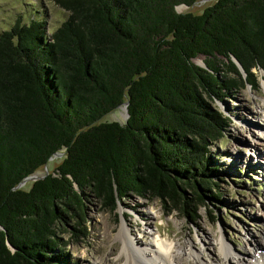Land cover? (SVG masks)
Here are the masks:
<instances>
[{
	"label": "trees",
	"instance_id": "1",
	"mask_svg": "<svg viewBox=\"0 0 264 264\" xmlns=\"http://www.w3.org/2000/svg\"><path fill=\"white\" fill-rule=\"evenodd\" d=\"M54 1L68 16L51 35L43 20L0 34V264H71L61 235L89 236L86 192L111 212L134 195L194 221L219 200L210 147L230 123L210 103L264 81V0L200 15L176 11L198 0ZM125 103L124 124L99 123Z\"/></svg>",
	"mask_w": 264,
	"mask_h": 264
},
{
	"label": "rangeland",
	"instance_id": "2",
	"mask_svg": "<svg viewBox=\"0 0 264 264\" xmlns=\"http://www.w3.org/2000/svg\"><path fill=\"white\" fill-rule=\"evenodd\" d=\"M215 1L198 0L192 7H179L176 11L200 15ZM67 16L54 0H0V34L16 22L43 20L49 36ZM193 62L204 65L201 56ZM259 76L264 74L260 72ZM210 105L230 122L223 139L210 147L211 166L218 168L212 177L217 186L213 193H218L219 200H207L206 206L199 207L198 218L192 221L176 210H163L158 200L134 195L122 200L111 212L86 192L83 205L89 236L75 242L68 234L61 235L68 244L65 252L71 264H128V260L144 264L136 250L122 251L116 238L122 223L140 249L150 248L157 234L175 245L182 256L180 264H196L184 254L189 247L205 264H240L239 259H244L242 264H253L255 250L264 251V81L260 80L256 90L250 86L231 90L222 101ZM125 121L126 113L119 108L99 123ZM62 158L63 155L53 156L33 176L44 178ZM32 183L27 181L21 188L28 190ZM220 239L233 251L231 261L224 259Z\"/></svg>",
	"mask_w": 264,
	"mask_h": 264
},
{
	"label": "bare ground",
	"instance_id": "3",
	"mask_svg": "<svg viewBox=\"0 0 264 264\" xmlns=\"http://www.w3.org/2000/svg\"><path fill=\"white\" fill-rule=\"evenodd\" d=\"M128 230L129 228H127L126 225L122 223L119 233L116 236V238L122 244V251L128 249L136 250L140 254V258L143 260L144 264H180L182 261V256L176 249L175 245L162 240L159 234H157L155 239H153V241L150 243V248L140 249L130 239V233ZM220 245L221 250H224V259L231 261L230 257L234 254L233 251L230 249L228 244L222 241V239H220ZM184 254L190 259H193L196 264H205L200 260L199 255L190 247ZM254 256L253 264H264V251L255 250ZM238 261L240 264H242L244 259H239ZM128 264H135V262L133 260H128Z\"/></svg>",
	"mask_w": 264,
	"mask_h": 264
},
{
	"label": "water",
	"instance_id": "4",
	"mask_svg": "<svg viewBox=\"0 0 264 264\" xmlns=\"http://www.w3.org/2000/svg\"><path fill=\"white\" fill-rule=\"evenodd\" d=\"M179 7H185V8H187L186 6H179ZM179 7H177V8H179ZM233 60V62L237 65V67H238V69L240 70V72L241 73H243V70H242V68H241V66L239 65V63L233 58L232 59ZM201 67H204V65L203 66H201ZM127 103H125V104H123L120 108H123V110L125 111V113H126V120H127V118H128V112H127ZM56 155H58V156H61V155H63V154H61V153H57V154H55L54 156H56ZM40 179H43V178H39V177H37V176H33V175H31V176H29V177H27V178H25L16 188H21L27 181H32V182H35V181H37V180H40Z\"/></svg>",
	"mask_w": 264,
	"mask_h": 264
}]
</instances>
